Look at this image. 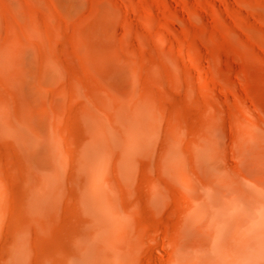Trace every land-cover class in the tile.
Returning <instances> with one entry per match:
<instances>
[{
  "label": "rangeland",
  "instance_id": "rangeland-1",
  "mask_svg": "<svg viewBox=\"0 0 264 264\" xmlns=\"http://www.w3.org/2000/svg\"><path fill=\"white\" fill-rule=\"evenodd\" d=\"M118 115L159 136L89 178ZM263 152L264 0H0V264H164L172 241L208 242L201 182L255 175ZM100 195L124 211L127 254L96 232Z\"/></svg>",
  "mask_w": 264,
  "mask_h": 264
},
{
  "label": "bare ground",
  "instance_id": "bare-ground-1",
  "mask_svg": "<svg viewBox=\"0 0 264 264\" xmlns=\"http://www.w3.org/2000/svg\"><path fill=\"white\" fill-rule=\"evenodd\" d=\"M108 120L109 119H107L106 121H108ZM114 120H115V122H114L115 125L114 124H108L109 122H103L102 123L103 124L102 125L103 134H105V136L109 139L110 144H112V146L111 145L109 146V144L107 145L104 141H102L101 139L98 138L94 141L93 144H91L90 148L88 149V153H87L88 164L85 162L82 165V171L89 178L95 177L94 170L92 169L91 164H97L98 170H99V172H101L102 168L100 166L101 165L102 166L107 165L108 160H109V155L113 151V148H114L113 146L121 147L124 150L125 154L124 153L119 154L120 161H121V163L124 164V167L129 168L133 164V160H132V158H131L132 156L130 154L126 155V152H131L134 149L139 150V149L143 148L148 142L150 143L155 137L159 136V133H160V128H158L160 123H158V121H156L152 118L148 119L147 122H144V124L142 125L143 130L142 131L140 130L141 132L136 131V128H135L136 124L134 123V121L132 119H130L128 117L125 118V116L118 115L117 118H114ZM118 129L125 131L126 132L125 136L120 134L118 132ZM250 141L251 140H249V142ZM247 144H249V143H247ZM250 144H251V142H250ZM252 144L250 147L251 149L247 145L248 151L244 149L245 151L248 152V154L247 153L246 154L249 156L248 157L249 159L253 158V157H250L252 155V152L256 154V151H253V150H257L256 147L254 149V146H253L254 144L253 145ZM159 146H161V145H159ZM258 146L260 148H262V146H260V144H258L257 147ZM252 147H253V150H252ZM94 149L99 150L101 152V154L98 155L96 153L97 151H94ZM160 150H161V148H160ZM249 150L252 151L250 153V155H249V152H250ZM262 151H263V149L261 150V152ZM54 152L57 156H61V157L63 156L62 149L59 148L58 146H55ZM257 153H259V152H257ZM259 156L261 157L260 154H259ZM262 158L264 159V157H262ZM255 160H257V157ZM255 160H253V161H255ZM259 161H262V160H259ZM158 162H159V160H158ZM263 162H264V160L262 161L261 164H263ZM252 163H254V162H252ZM255 163H256L255 165L260 164V163L257 164L258 162H256V161H255ZM72 164H74V162ZM211 164L213 165V163H211ZM203 166L205 167V165H203ZM217 166H218V168H220V166L218 164H217ZM223 166L225 167V164ZM237 166H238V164H237ZM248 166H250V164H248ZM260 166L261 165H259V167ZM73 167H71V168H73ZM76 167L77 166H75L74 169ZM224 167H223V169H224ZM245 167L247 169L249 168L247 166H243L242 168H245ZM246 168L243 169L244 172L247 173L246 175L253 172V168L252 169L249 168L248 170H250V171H248ZM237 169H238V167H237ZM239 170H240V168H239ZM259 170H260L259 172H257V170H256L257 174H255V175L254 174L252 175V173H251L250 177H246L245 173L242 172L243 175L240 174L241 175L240 177L243 176V178H245V179H238L236 177L229 176L228 178H221L220 182L212 181V180L210 181L209 177H208L209 182L208 181L206 183L204 182L205 183L204 184L202 181L201 183L204 186V188L200 189L198 191L199 194L197 193L196 197L201 196L200 195L201 194L200 191H201L202 197L204 198V200H206V204L204 206V209H206V211L208 210L207 212L209 214L211 213V217H212V222H211L212 230L211 231L212 232L209 233L210 235L207 236L208 242L206 243L205 246H203L200 243L201 244L200 247L197 248V244L195 245V242L197 243L198 240L197 241L195 240L194 244H192V245H191V241H190V245H188L189 242L185 245V246L188 245L187 248L180 249V250L177 248L178 251H176V246L180 248L181 245L178 246V243H176V242L173 243V241H172V245L171 244L170 245L172 247L173 246L174 247L169 248L170 246L167 245V247L168 246L169 247L166 249L168 252H169V249H170V251L172 250L171 251L172 253L168 254L167 252H165L167 255H169V257L170 256L171 257L168 258L166 254L163 255L164 257L166 256L165 263L162 262L164 259L162 261L159 259V254H158V258H153V259L154 260L158 259L164 264H264V167L260 168ZM234 171H237L238 175H239L238 170L234 169ZM114 172H118V171L114 170ZM211 172H209V174ZM71 174H73V173H70V175ZM115 174H116V176H115ZM112 175H114V176H112V179L113 178L119 179V177L117 178V173H114ZM213 175H219V172L215 170L213 172ZM71 177H72V175H71ZM211 179H215V178H211ZM39 180L41 181V179H39ZM151 180H153V179H151ZM98 181H100V183H103L100 179H98ZM118 182H120V181H118ZM106 183L104 184V188L105 187L108 188V190L110 192V190H112L113 188H111V187L109 188L108 180ZM147 184L149 185V182ZM148 185L145 187H148ZM121 186H122V183H121ZM38 189H39V187H38ZM87 190L89 191L87 193H90L92 195L94 188L88 187ZM113 194H114V192H113ZM41 195L43 196L44 192H42ZM148 196H149V194H148ZM109 198L111 200L107 199L103 195H100L99 204H100V208L104 211V215L101 217L102 222L97 226L96 232H98L102 237H106L107 239H110V243L115 248L116 253L127 254V252L130 251V243L128 242V239L126 236L118 233V231H120V229H121L120 226L122 224V221H120V219L122 218V220L126 221L124 211L121 208H119L118 204H116V202L114 201V199L111 198V196ZM89 199H90L89 196L86 194L83 198L80 199V203L82 205L88 206L89 201H90ZM124 208H126V207L123 206V209ZM125 213H127L126 209H125ZM207 219H209V218H207ZM203 222H205V221H203ZM117 229H119V230H117ZM195 234H200V233H195ZM205 234H203L204 237H202L203 235H201V234L197 235V238L199 236L200 239L204 240ZM193 237H194V235H193ZM191 238H189V240ZM193 239L194 238H192V240ZM151 241H152V239H151ZM147 243H148V241H147ZM149 243H152V242H149ZM102 244H104V243L102 242ZM156 244H157V242H156ZM154 245L155 244H154V240H153V246L152 247H155L156 251L160 248L163 249L162 247H165L164 245L159 244L160 248L156 249L157 245H155V246ZM198 245H199V241H198ZM188 247H189V249H188ZM194 247H196V248H194ZM149 249H151V248H149ZM153 249L154 248H152L151 250H153ZM155 250H154V253L156 254ZM97 252H100V250ZM173 252L175 253L174 256H172L174 254ZM157 253H161V252L157 251ZM155 254H154V257L157 256ZM116 255H115V257H116ZM97 256H99V255L97 254ZM161 256H162V254H161ZM152 261H150V262H152ZM147 264H148V262H147ZM151 264H154V263H151Z\"/></svg>",
  "mask_w": 264,
  "mask_h": 264
}]
</instances>
